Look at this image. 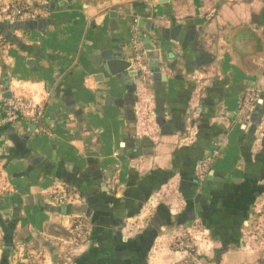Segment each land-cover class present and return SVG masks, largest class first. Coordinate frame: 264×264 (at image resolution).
<instances>
[{
  "label": "crops",
  "instance_id": "1",
  "mask_svg": "<svg viewBox=\"0 0 264 264\" xmlns=\"http://www.w3.org/2000/svg\"><path fill=\"white\" fill-rule=\"evenodd\" d=\"M21 1L46 15L0 20V107L7 94L40 103L53 136L5 131L0 264H25L29 246L43 264H184L173 244L194 224L197 264H264V230H247L264 224V0ZM136 18L161 43L162 77L115 87L100 66L131 60ZM251 92L263 104L241 120Z\"/></svg>",
  "mask_w": 264,
  "mask_h": 264
},
{
  "label": "built area",
  "instance_id": "2",
  "mask_svg": "<svg viewBox=\"0 0 264 264\" xmlns=\"http://www.w3.org/2000/svg\"><path fill=\"white\" fill-rule=\"evenodd\" d=\"M46 15V12L41 9L32 8L23 3L15 5H6L0 11V20L7 19L9 21L26 20V19H37ZM141 19L136 18L133 22L130 30V48H131V63L136 69L139 75V79L143 83L151 82L153 73L148 65L146 59V52L144 49V39L147 36L144 30L141 28ZM1 73H0V89H2ZM262 98L254 92L244 94L240 99L239 104V117L241 120H246L252 113L256 106L262 105ZM45 118V108L40 103L30 102L26 99L16 97L11 99H3V103L0 107V144L3 140L5 131L20 123L28 122L33 123L39 127L41 134L47 136H53L51 129L44 125L43 120ZM219 157V151L214 152L211 156L205 158L200 164L198 169V179L200 183H204L208 176L212 173L215 159ZM115 182L118 180V175H115L113 179ZM107 187L114 188L112 185ZM54 202L57 205L67 204L71 196L66 192L61 194H54L52 196ZM193 231H200L197 224L192 227ZM247 230L249 234L254 238L258 239L264 230L263 222L255 221L251 223ZM59 231V230H57ZM89 225L86 222L85 217L77 216L73 219L70 234L73 239V244L76 246L85 245L89 242ZM204 236V231L201 232ZM190 236V237H188ZM201 239V236H191L190 232H183L179 238L174 242V248L178 252H182L186 255L184 261L192 260L198 263V257L194 249V241ZM196 248V247H195ZM25 254V264H43V254L39 250L35 249L34 246H29Z\"/></svg>",
  "mask_w": 264,
  "mask_h": 264
},
{
  "label": "water",
  "instance_id": "3",
  "mask_svg": "<svg viewBox=\"0 0 264 264\" xmlns=\"http://www.w3.org/2000/svg\"><path fill=\"white\" fill-rule=\"evenodd\" d=\"M148 35L144 39V49L146 52V59L148 65L153 73V79L159 80L162 77V68L164 65L163 56L161 52V43L155 46L153 43L156 41L152 35L149 34V31H152L151 21H147L146 25ZM157 31L154 36L157 35ZM103 73L107 76V82L113 83L116 87L118 83L125 84L129 78L139 79L138 72L133 67L130 59H123L119 56L113 58H107L105 62L100 66ZM11 95L7 94L4 96V99H10ZM258 109L254 111L257 113ZM260 119L257 118L255 121L260 122ZM213 179L212 173L208 176L207 180ZM200 210V207H197Z\"/></svg>",
  "mask_w": 264,
  "mask_h": 264
},
{
  "label": "rangeland",
  "instance_id": "4",
  "mask_svg": "<svg viewBox=\"0 0 264 264\" xmlns=\"http://www.w3.org/2000/svg\"><path fill=\"white\" fill-rule=\"evenodd\" d=\"M18 3H24L23 1H21V0H0V11L2 10V8H4V7H6V5H15V6H17L18 5ZM143 23V22H142ZM194 233H196L195 231H193V232H191V236H193L194 237V235H197V236H202V234H200V233H198V234H194ZM188 237H190V236H188ZM203 237V236H202ZM196 241V240H195ZM194 241V245L195 246H193L194 247V249H195V251L197 250L198 251V249H197V245H196V242ZM174 245V244H173ZM196 247V248H195ZM196 255L197 256H199V252L197 253L196 252ZM199 258V257H198ZM184 264H197V262H193L192 260H189V261H184Z\"/></svg>",
  "mask_w": 264,
  "mask_h": 264
},
{
  "label": "trees",
  "instance_id": "5",
  "mask_svg": "<svg viewBox=\"0 0 264 264\" xmlns=\"http://www.w3.org/2000/svg\"><path fill=\"white\" fill-rule=\"evenodd\" d=\"M23 4H25V3H23ZM25 5H27V4H25ZM28 6V5H27ZM203 160V159H202ZM198 181H199V179H198ZM199 184H200V181L198 182Z\"/></svg>",
  "mask_w": 264,
  "mask_h": 264
}]
</instances>
